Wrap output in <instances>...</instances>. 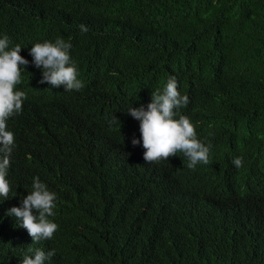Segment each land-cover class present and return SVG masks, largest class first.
I'll return each mask as SVG.
<instances>
[{"label":"trees","instance_id":"obj_1","mask_svg":"<svg viewBox=\"0 0 264 264\" xmlns=\"http://www.w3.org/2000/svg\"><path fill=\"white\" fill-rule=\"evenodd\" d=\"M4 36L29 63L6 122L0 264L29 247L55 250L51 264H264V0H0ZM57 38L71 43L77 93H53L32 64L31 46ZM171 77L189 100L175 118L211 144L208 165L145 163L131 143L139 121L126 112ZM36 177L56 194L58 227L33 243L8 212Z\"/></svg>","mask_w":264,"mask_h":264},{"label":"clouds","instance_id":"obj_2","mask_svg":"<svg viewBox=\"0 0 264 264\" xmlns=\"http://www.w3.org/2000/svg\"><path fill=\"white\" fill-rule=\"evenodd\" d=\"M79 27L82 33L88 31L85 25ZM8 48V37L0 38V197L5 199L9 198L11 191L6 175L14 146V135L6 130V122L22 111L26 94L15 88L21 83V66L29 63L19 54V45L10 50ZM70 49L71 43L63 38H57L54 43H36L31 46L29 55L32 57V64L42 73L39 83L49 84L46 88L54 89L53 93L55 90L76 92L84 87L83 82L78 79L76 65L70 58ZM61 86L63 89L59 88ZM177 89V82L171 77L162 89L151 93V102L146 108L141 105L128 109L126 113L139 121L140 131V140L133 138L131 143L133 146L142 145L145 163L166 161L177 153H182L188 160L189 169L198 164L208 165L211 144L205 145L197 138L195 127L186 116L175 118V110L189 103L188 97L182 96ZM232 163L240 168L242 158L237 157ZM56 199V194L50 192L36 177L32 182V191L20 201L19 207L12 204L13 208L8 215L16 218L18 227L27 231L33 243L51 240L58 226L48 217L55 214L53 210ZM28 252H34V255H25L22 264H45V261L46 264H51L55 255V250L45 254L44 251L33 250L31 247Z\"/></svg>","mask_w":264,"mask_h":264}]
</instances>
